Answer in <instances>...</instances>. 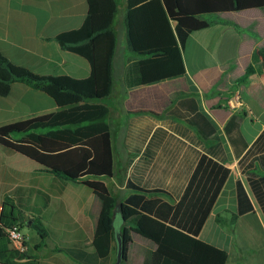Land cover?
Masks as SVG:
<instances>
[{
	"label": "crops",
	"instance_id": "0c3cea01",
	"mask_svg": "<svg viewBox=\"0 0 264 264\" xmlns=\"http://www.w3.org/2000/svg\"><path fill=\"white\" fill-rule=\"evenodd\" d=\"M118 4L113 30L106 34L105 43L97 39L95 52L97 89L110 106L106 121L111 126L115 154L114 176L102 179L117 198L115 215L120 217L122 203L138 192L127 187L131 167L142 156L129 148L131 125L153 126L151 135L161 126L167 133L144 177L147 188L164 190L143 193L148 199L161 200L153 211L193 232L203 221L198 237L225 249L229 254L226 264H264V214L252 193L254 209L234 219L237 182L247 185L240 160L251 149L245 167L255 153L264 152V137L260 138L264 132V70L239 81L253 64V52L263 40L264 9L234 17L250 28L252 33L247 32L246 38L243 27L219 17L211 27L192 32L183 48V76L131 86L129 65L138 56L132 51V55L118 54L119 30L127 41L128 2L118 0ZM88 10L87 0H0V50L15 64L39 75L89 77V61L56 40L60 33L80 28ZM189 44L210 63L191 70L186 58ZM238 96L242 105L236 104ZM191 98L197 104L187 100ZM59 109L44 91L15 82L7 96L0 95V126ZM234 115L239 117V127L227 132ZM185 116L198 117L199 123H189ZM226 168L230 170L227 175ZM258 173L264 175L261 169ZM7 198L21 212L22 230L25 226L29 230L24 231L28 259L19 262L83 264L60 249L95 251L93 240L102 201L94 190L82 180L64 179L0 144V213ZM36 221L46 230V237L32 226ZM130 225L121 221L116 227L108 264L117 259V234ZM131 235L122 264H143L157 245L134 231Z\"/></svg>",
	"mask_w": 264,
	"mask_h": 264
},
{
	"label": "trees",
	"instance_id": "16d2710c",
	"mask_svg": "<svg viewBox=\"0 0 264 264\" xmlns=\"http://www.w3.org/2000/svg\"><path fill=\"white\" fill-rule=\"evenodd\" d=\"M88 15L80 28L68 30L56 36L60 45L86 58L91 65V75L76 78L71 75H39L31 69L15 64L0 50V95L7 96L12 84L24 82L51 96L59 110L44 115L8 123L0 126V144L14 149L42 164L46 170L68 180H82L91 187L102 201L97 228L94 234V252L82 248H62L83 264H108L113 242L116 239V222H130L121 233L124 258L132 242L131 232L152 240L157 248L149 251L143 264H226L229 254L225 249L210 244L198 237L203 221L194 232L163 219L154 212L158 199H148L143 193L164 191L147 188L144 177L154 160L166 130L158 126L139 127L131 125L129 148L142 152L132 165L127 187L138 191L122 203V212L117 217L114 210L117 198L112 194L103 177L115 174V154L112 131L106 121L110 106L98 94L95 52L96 41L105 43L106 34L113 30L118 13V0H87ZM127 42L129 49L138 58L130 62L128 83L131 86L149 85L183 76L186 65L183 48L189 35L211 27L217 16L235 22L251 34L234 17L253 10L264 9V0H127ZM262 42L253 52V64L249 65L240 82L249 75L264 70V35ZM189 101H197L193 98ZM187 100L183 101L187 102ZM202 115V114H201ZM207 120V118L202 115ZM189 123L198 122V117L185 116ZM208 121V120H207ZM209 122V121H208ZM210 124V123H209ZM239 127V117L234 115L226 126L227 132ZM204 132V129H200ZM16 134H21L15 138ZM151 135V136H150ZM264 137V132L260 138ZM251 150V149H250ZM240 160L246 175V183L237 182L238 209L236 220L254 209L251 193L258 201L264 214V152L255 153L247 163L249 152ZM229 169H225L226 175ZM220 187L218 188V190ZM217 190V191H218ZM163 202V201H162ZM165 203V202H164ZM163 207H161L162 209ZM21 212L11 198H7L0 213V264H37L34 261L19 262L28 257L12 247L7 230L19 223ZM46 237L47 232L36 221L32 224Z\"/></svg>",
	"mask_w": 264,
	"mask_h": 264
},
{
	"label": "rangeland",
	"instance_id": "374dc122",
	"mask_svg": "<svg viewBox=\"0 0 264 264\" xmlns=\"http://www.w3.org/2000/svg\"><path fill=\"white\" fill-rule=\"evenodd\" d=\"M211 17L212 18H216L217 16H211ZM190 44L186 48V58H187L188 67L191 70H194L197 67H201V66L209 64L210 62H208L207 60L203 59L200 56V53L197 52L196 50H194ZM127 50H129V49H128V44H127V41H126V34L123 35L122 30H119V49H118V54L122 55L123 53L128 52L129 54L132 55L131 50H129V51H127ZM120 223H121V220L118 218L117 222H116V226L120 225ZM23 231L28 232L29 230L25 226L23 228Z\"/></svg>",
	"mask_w": 264,
	"mask_h": 264
},
{
	"label": "built area",
	"instance_id": "2783aa9c",
	"mask_svg": "<svg viewBox=\"0 0 264 264\" xmlns=\"http://www.w3.org/2000/svg\"><path fill=\"white\" fill-rule=\"evenodd\" d=\"M234 101V100H233ZM236 104L242 105L241 97L238 96L236 99ZM8 239L11 242L13 248H15L19 253L24 254L27 248V235L20 228L19 225H14L7 230Z\"/></svg>",
	"mask_w": 264,
	"mask_h": 264
},
{
	"label": "water",
	"instance_id": "95a60500",
	"mask_svg": "<svg viewBox=\"0 0 264 264\" xmlns=\"http://www.w3.org/2000/svg\"><path fill=\"white\" fill-rule=\"evenodd\" d=\"M114 213H116V209L114 210ZM31 223H29V226L31 225ZM117 238H118V254L114 264H122V261L124 259V248H123L122 237L119 233L117 234Z\"/></svg>",
	"mask_w": 264,
	"mask_h": 264
}]
</instances>
